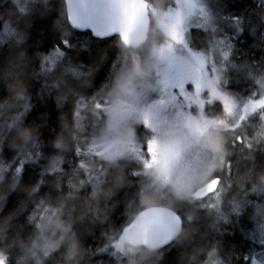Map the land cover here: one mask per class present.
Listing matches in <instances>:
<instances>
[{
    "label": "trees",
    "instance_id": "1",
    "mask_svg": "<svg viewBox=\"0 0 264 264\" xmlns=\"http://www.w3.org/2000/svg\"><path fill=\"white\" fill-rule=\"evenodd\" d=\"M209 1L246 21L235 23L242 31L233 36V61L250 74L232 71L230 81L217 83L242 113L264 91L253 80L264 75V0ZM123 52L117 37L71 29L62 0H0V258L30 264L44 235L56 247L42 264H124L115 255L118 234L137 211L158 204L181 217L182 230L159 251L139 249L141 263L204 264L215 249L218 262L250 264L252 252L264 250L250 236L263 221H244L254 217L250 204L264 202V110L223 128L231 132L230 152L212 173L221 179L217 193L197 201L168 185L147 189L141 164L104 160L92 146ZM208 111L203 107L204 119Z\"/></svg>",
    "mask_w": 264,
    "mask_h": 264
},
{
    "label": "rangeland",
    "instance_id": "2",
    "mask_svg": "<svg viewBox=\"0 0 264 264\" xmlns=\"http://www.w3.org/2000/svg\"><path fill=\"white\" fill-rule=\"evenodd\" d=\"M206 2L152 0L149 6L152 38L145 47L139 49L140 52L125 49L126 53H122V64L116 71L110 97L106 98L102 106L105 126L102 134L93 142L94 153L107 161L126 159L139 162L144 169L142 175L147 189L161 185L157 190L161 191L164 185H168L179 196H191L206 178L217 177L212 173L222 162V157L230 152L228 140L231 132L223 128L231 127L232 123H239L243 119L235 99L221 93L217 83L226 70L227 77L228 72L238 73L243 69L249 76L251 68L247 65L239 67L233 61L229 64V33L224 29L233 37L238 27L232 15L217 12L212 1ZM236 20L241 25L246 23L243 17ZM191 29L194 40L190 38ZM158 30L162 32L165 42L152 41ZM218 30L221 32L217 35ZM182 38L184 44L189 42L190 48L181 44ZM199 40L206 42V48L201 47L204 43ZM231 45L234 50L233 43ZM247 76L244 75L245 79ZM260 77L255 75L254 82L264 83V75ZM197 84L200 86L199 91ZM213 91L218 95H213ZM253 94L258 96L260 92L255 91ZM258 99H264V91ZM217 101L222 104L221 109L215 103ZM206 106L210 118L204 119L201 111ZM221 111L225 118H221ZM254 114L252 108L245 110L246 123L249 117H255ZM258 134L253 133L256 137ZM135 135L145 141L150 136L152 139L147 140L143 148ZM150 141L157 144L158 163L146 168L145 162H151L147 151ZM174 149H179V156L173 161L170 154ZM166 159L168 166L163 170ZM152 198L153 195L148 193L145 200ZM246 205L244 203V207ZM250 205H253L254 217L245 215L244 221L250 218L263 221L258 226L254 224V231L250 235L255 244L262 247L264 202ZM227 209L235 210V206L228 205ZM40 219V222L46 221L42 217ZM52 242L49 237L41 236L28 256L30 264H42L43 257L56 247V243ZM139 253V250L127 248L122 252L117 250L115 255L116 258L128 260L124 264H148V261L141 263L137 259ZM217 254V250L211 249L204 264H223L217 261ZM250 264H264V250L252 252Z\"/></svg>",
    "mask_w": 264,
    "mask_h": 264
},
{
    "label": "water",
    "instance_id": "3",
    "mask_svg": "<svg viewBox=\"0 0 264 264\" xmlns=\"http://www.w3.org/2000/svg\"><path fill=\"white\" fill-rule=\"evenodd\" d=\"M63 2L68 25L75 31H87L95 39L117 36L120 43L127 49H136L147 39L149 31L148 9L147 7L139 9L140 4L147 5L145 0H63ZM132 2L137 4L138 18L129 29L122 12L124 7ZM70 18L77 25L88 21V27H91L93 32L73 28ZM124 31L129 32L127 43L121 35ZM217 181H220L218 177L210 179L195 189L192 196L195 199H203L212 194L218 187ZM181 230V219L176 212L164 206L152 205L141 209L133 217L119 234L116 245L119 249L127 245L142 247L147 251H157L170 245ZM128 234L135 235V243L126 239Z\"/></svg>",
    "mask_w": 264,
    "mask_h": 264
},
{
    "label": "snow or ice",
    "instance_id": "4",
    "mask_svg": "<svg viewBox=\"0 0 264 264\" xmlns=\"http://www.w3.org/2000/svg\"><path fill=\"white\" fill-rule=\"evenodd\" d=\"M147 5L146 4H140L139 5V9H144L146 8ZM124 19H125V23L129 26V29L131 28V26L137 21L138 18V8H137V4L135 2L129 3L128 5H126L123 9L122 12ZM70 23L72 24L73 28H77V29H85V30H90L93 32V29L91 27H88V21H85L84 24L81 25H77L76 23L72 22L71 18H70ZM123 40L127 43L128 39H129V32L128 31H124L123 33H121ZM65 46H68V41L64 40L63 41ZM199 84H197V91H199ZM213 95H218V93H216L215 91H213ZM221 99H223V97H221ZM227 103V102H226ZM252 110L253 112H255V110L257 108H260L261 110H264V99L260 100L258 104H253L252 106ZM241 143H243V140H240ZM147 151L148 154L151 158V162H145V167L146 168H151L153 166V164H157L158 163V158H157V144L155 141H150L148 143L147 146ZM171 159L174 161L175 159L178 158L179 156V149H174L171 151ZM168 166V160L166 159L163 162V170H166ZM217 184L219 183L218 181L216 182ZM126 239L131 242V243H135L136 241V237L133 234H128L126 236ZM0 264H5L3 258H0Z\"/></svg>",
    "mask_w": 264,
    "mask_h": 264
},
{
    "label": "clouds",
    "instance_id": "5",
    "mask_svg": "<svg viewBox=\"0 0 264 264\" xmlns=\"http://www.w3.org/2000/svg\"><path fill=\"white\" fill-rule=\"evenodd\" d=\"M262 179H264V178H262Z\"/></svg>",
    "mask_w": 264,
    "mask_h": 264
}]
</instances>
